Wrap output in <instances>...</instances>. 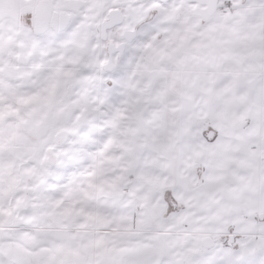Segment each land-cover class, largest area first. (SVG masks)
<instances>
[{"label":"snow or ice","instance_id":"1","mask_svg":"<svg viewBox=\"0 0 264 264\" xmlns=\"http://www.w3.org/2000/svg\"><path fill=\"white\" fill-rule=\"evenodd\" d=\"M0 264H264V0H0Z\"/></svg>","mask_w":264,"mask_h":264}]
</instances>
